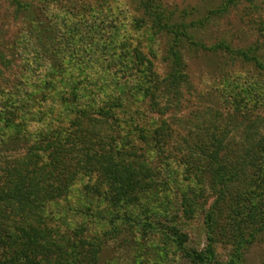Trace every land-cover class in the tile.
<instances>
[{
	"label": "trees",
	"instance_id": "1",
	"mask_svg": "<svg viewBox=\"0 0 264 264\" xmlns=\"http://www.w3.org/2000/svg\"><path fill=\"white\" fill-rule=\"evenodd\" d=\"M9 1L19 26L10 36L0 29V264H115L116 255L105 257L108 241L119 248L155 233L192 264H220L209 247L186 248V233L153 206L180 171H171V160L214 191L208 235L235 239L223 264H245L242 247L264 230V202L245 191L252 181L264 189V21L247 15L260 32L247 49L224 40L213 47L253 72L233 79L247 82L242 100L230 99V81L229 95L200 94L221 101L227 123L189 129L196 144L177 156L170 147L189 123L180 99L192 87L184 51L204 47L197 30L241 0L188 21L166 15L157 0H141L126 22L93 6L51 15L45 0ZM245 1L251 13L260 10L256 0ZM213 111L223 116L220 105ZM228 122L245 142L239 149L227 141ZM223 203L235 209L224 221Z\"/></svg>",
	"mask_w": 264,
	"mask_h": 264
},
{
	"label": "rangeland",
	"instance_id": "2",
	"mask_svg": "<svg viewBox=\"0 0 264 264\" xmlns=\"http://www.w3.org/2000/svg\"><path fill=\"white\" fill-rule=\"evenodd\" d=\"M27 1L31 2L32 5L40 4L42 6L45 2H48V4L45 3L47 7L44 8H47V10L51 12V15L52 13H56L57 10L58 12L64 10L65 7L82 6L83 8H88L89 6H93L95 9L97 8V11H102V13L108 15V17H110V14H117L120 18L126 17L122 19L126 22L128 18L126 16V14H128L127 10L130 11V14H135L133 8L137 6L136 4H139L141 0ZM225 1L226 0H157V3L159 7L164 10L165 14L172 16L174 20L178 19L180 14H185L186 21H188L202 17L207 14L210 9L221 5ZM98 2V5H94ZM256 2L259 4L260 10L255 13L249 11V6H247L245 0H241L239 4L230 7L227 13L222 18L212 22L213 24L208 26V29L197 30L196 34L198 37L196 38L204 47L200 48L199 45L196 47L197 50L191 48L184 51L189 82L192 87L190 91L191 94L183 90V97L180 100L183 104L181 114L189 119V123L181 128L180 136L175 137V145L170 147L171 153L180 156L182 153L188 152L189 146L193 147V145L196 144L197 135L193 134L192 136V134H187L189 129L196 130L198 126L204 123L203 125L207 126L209 130L216 131L215 125L221 128L222 125L227 123L225 117L226 109H222L221 101L214 99L212 95L205 97L200 95L202 92L206 91V88L214 92L222 91L229 95L231 91L230 88L233 86V93H235L236 96L233 97L231 95L230 99L232 102L236 101L234 99L242 100L243 92L240 91L241 88L244 89L247 82L242 79H233L236 78V76L243 77L252 74L251 64L240 61L238 57L231 61V56L226 51L222 50V48L214 50L213 47L221 40H224L232 47L247 49L246 47L260 34L256 29L257 25L253 22H249L247 15L251 14L252 16V14H254L259 18L258 21H264V0H256ZM13 8L14 5L9 0H0V29L4 32L5 36H10L19 26L17 20H13ZM90 10L92 11L91 8ZM229 81L232 82V84H230V87L228 85L229 88H227ZM203 94L205 95V92ZM188 98L189 100H187ZM219 105L221 110H224L223 116L216 118L213 108ZM260 113L264 114V107L263 111ZM227 127V130H229L227 135L228 143L231 144L233 149H239V145H242V142L245 144L244 140L240 136L238 129L237 132L234 131L233 126L229 122ZM198 133L202 134V132ZM195 136L196 138H194ZM19 152H22V149L5 150L3 153L14 154ZM169 165V167L172 166L171 171H181V167L174 161L171 160ZM166 169L167 168L164 167V170L161 169V171L164 173ZM180 171L174 175L176 176L175 182L170 184L171 187H165L160 191L153 206H155L157 211L165 214L167 218L172 219L173 223H175L181 231L186 233L188 238L185 243L186 248L198 250L209 247L213 250L216 261L223 264L229 259V254L232 252L235 239L232 236L226 237L227 235L223 233L221 235L217 233L216 235L215 233L210 234L209 232L208 235L207 226L205 225V215L215 198L214 191L207 186L205 178H200V180H198L195 179V175L189 178L181 175ZM199 189L201 190L199 191ZM237 189L240 190V188ZM245 191L248 192L247 195L251 192L254 198L252 200H262V202H264V189L261 182L252 181L249 186H246ZM246 198L248 197L246 196ZM239 202H241V204ZM236 204L241 207L244 203L242 200H237ZM234 210L235 209H230L227 204L225 205V203H223L222 215L220 218L224 221V219L231 216ZM261 211V215H264V209ZM210 235L213 238L212 241L207 237ZM146 237L148 239L145 238L139 241L141 244L136 243L135 245V243L130 240L126 243H120L123 245L119 248L117 244L113 243L114 239H112L108 241L107 247H105V257L112 258L113 255H116L118 260L115 264H192L184 256L183 251L177 248L172 242L168 241L162 234L155 233L150 237ZM124 238L126 237H121V239ZM209 243L210 245L208 246ZM243 247L241 252L245 264H264V230H262L249 245Z\"/></svg>",
	"mask_w": 264,
	"mask_h": 264
}]
</instances>
